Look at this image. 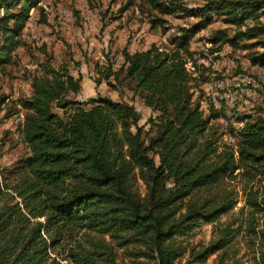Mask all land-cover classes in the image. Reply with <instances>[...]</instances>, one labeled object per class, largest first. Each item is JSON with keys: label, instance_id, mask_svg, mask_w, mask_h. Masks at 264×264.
Here are the masks:
<instances>
[{"label": "trees", "instance_id": "16d2710c", "mask_svg": "<svg viewBox=\"0 0 264 264\" xmlns=\"http://www.w3.org/2000/svg\"><path fill=\"white\" fill-rule=\"evenodd\" d=\"M41 1L0 0V67L13 61L30 10ZM145 1L153 26L167 21L152 11L194 21L177 27L172 47L122 49V64L99 67L94 81L112 89L132 83L155 113L147 129L127 102L70 98L80 78L64 63H45L31 76L29 95L14 101L25 110L19 133L29 152L11 171L20 177L0 186V264H63L62 254L70 264H174L185 254L184 264L214 254L212 264H242L243 254L264 264V111L235 117L241 125L230 123L228 132L236 143L220 141L210 122L221 115L212 105L204 114L193 97L196 75L186 69L195 63L189 40L214 17L225 26L211 31L210 43L245 49L252 65L264 66V0L198 7ZM236 184L244 199L232 211ZM202 223L213 224L212 238L183 245L180 239ZM116 249L128 263L117 260Z\"/></svg>", "mask_w": 264, "mask_h": 264}, {"label": "rangeland", "instance_id": "374dc122", "mask_svg": "<svg viewBox=\"0 0 264 264\" xmlns=\"http://www.w3.org/2000/svg\"><path fill=\"white\" fill-rule=\"evenodd\" d=\"M205 1L182 0L188 7H198ZM148 12L145 0H43L39 7L30 10V17L22 31L23 44L13 52V61L0 67L1 187L20 177L22 172L11 171L17 166V161L29 152V146L19 133L25 110L18 109L14 101L29 95L31 76L41 74L45 63L55 68L64 63L74 77L80 78L81 89L78 93H69L70 98L87 101L90 97L101 95L127 102L139 112L138 124L144 129L149 127L147 119L155 113L136 94L132 83L115 82L116 88L112 89L105 82L96 84L94 81L101 67L109 63L117 69L122 64V49L132 53L152 43L159 47H172L170 40L177 34V27L189 20L194 21L193 18L184 19L152 11V15L167 21L163 26H153L150 22L153 16H149ZM213 23L214 28L210 31H203V28L189 40L195 63L188 61L186 69L196 75L192 76L195 79L192 82L193 97L199 96L204 114L209 113L212 105L221 115L210 122L218 127L219 133L222 132L220 141L235 144L236 137L228 132L230 123L234 127L241 125L235 117L253 114L257 118L263 114L259 111H264V66L252 65L245 49L234 50L227 44L219 46L210 43L208 37L211 31L225 26L218 17L213 18ZM217 49L222 50V54L214 53L213 58ZM9 109L18 112L8 114ZM53 110L62 114L61 109ZM140 188L143 190L142 185ZM235 191L237 197L232 211H237L244 199L239 184L235 185ZM230 213L222 215L219 221L226 220ZM212 236L213 224L202 223L180 241L183 245L205 244ZM238 248L239 255H242L245 250L243 244ZM116 253L118 261L128 263L122 249H116ZM62 255L57 259L63 264H70L68 259L61 258L65 254ZM215 256L194 264H212ZM186 257L187 254L174 264H184ZM250 258L251 254H243L242 264H252Z\"/></svg>", "mask_w": 264, "mask_h": 264}, {"label": "crops", "instance_id": "0c3cea01", "mask_svg": "<svg viewBox=\"0 0 264 264\" xmlns=\"http://www.w3.org/2000/svg\"><path fill=\"white\" fill-rule=\"evenodd\" d=\"M42 1H43V0H42ZM215 22H216V21H215ZM214 24H215V23L212 22L207 28L203 29V31L206 30V29H207V31H210V28H214V27H213ZM222 27H223V26H222ZM220 28H221V26H220Z\"/></svg>", "mask_w": 264, "mask_h": 264}, {"label": "built area", "instance_id": "2783aa9c", "mask_svg": "<svg viewBox=\"0 0 264 264\" xmlns=\"http://www.w3.org/2000/svg\"><path fill=\"white\" fill-rule=\"evenodd\" d=\"M219 49V48H218ZM216 50V51H214L213 52V58H214V53H221L222 54V50ZM227 49V48H226ZM201 58H203V53H202V55H201ZM190 66V65H189Z\"/></svg>", "mask_w": 264, "mask_h": 264}]
</instances>
